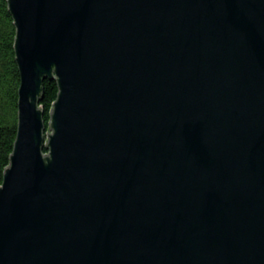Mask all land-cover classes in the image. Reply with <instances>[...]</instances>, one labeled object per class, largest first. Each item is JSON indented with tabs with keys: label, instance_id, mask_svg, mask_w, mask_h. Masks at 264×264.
Instances as JSON below:
<instances>
[{
	"label": "water",
	"instance_id": "95a60500",
	"mask_svg": "<svg viewBox=\"0 0 264 264\" xmlns=\"http://www.w3.org/2000/svg\"><path fill=\"white\" fill-rule=\"evenodd\" d=\"M8 8L0 264H264V0Z\"/></svg>",
	"mask_w": 264,
	"mask_h": 264
},
{
	"label": "trees",
	"instance_id": "16d2710c",
	"mask_svg": "<svg viewBox=\"0 0 264 264\" xmlns=\"http://www.w3.org/2000/svg\"><path fill=\"white\" fill-rule=\"evenodd\" d=\"M14 19L8 8V0H0V186L4 169L10 163L13 143L16 138L18 120L19 69L16 64ZM38 108L42 111L45 130L49 126L50 112L57 99L58 87L55 80L46 78L42 83ZM43 152L47 149L44 147Z\"/></svg>",
	"mask_w": 264,
	"mask_h": 264
},
{
	"label": "rangeland",
	"instance_id": "374dc122",
	"mask_svg": "<svg viewBox=\"0 0 264 264\" xmlns=\"http://www.w3.org/2000/svg\"><path fill=\"white\" fill-rule=\"evenodd\" d=\"M48 128H49V126H47V129L45 130L44 133H46V132L50 133L51 132V130H49ZM48 133H46V135H48Z\"/></svg>",
	"mask_w": 264,
	"mask_h": 264
}]
</instances>
